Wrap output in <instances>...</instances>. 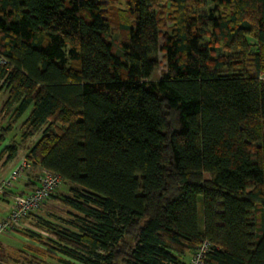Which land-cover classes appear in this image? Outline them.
Masks as SVG:
<instances>
[{"label":"trees","instance_id":"trees-1","mask_svg":"<svg viewBox=\"0 0 264 264\" xmlns=\"http://www.w3.org/2000/svg\"><path fill=\"white\" fill-rule=\"evenodd\" d=\"M111 1L0 0V156L23 150L33 178L60 176L69 195L58 187L47 200L76 213L72 230L41 222L61 257L49 258L186 264L208 241L205 264H264L251 218L264 207V0H172L162 47L157 8L168 0H127L120 56L106 39ZM210 36L244 61L215 57ZM161 49L167 71L152 82Z\"/></svg>","mask_w":264,"mask_h":264},{"label":"rangeland","instance_id":"rangeland-1","mask_svg":"<svg viewBox=\"0 0 264 264\" xmlns=\"http://www.w3.org/2000/svg\"><path fill=\"white\" fill-rule=\"evenodd\" d=\"M172 3H173L172 0H168L164 2L163 4H160L159 7L157 8L159 15H160V20H161L160 41H159L160 47H162L163 45L164 34L170 32L173 26V20L175 18V15H177V12L175 11V6ZM126 4H127V0H112L110 8H109L110 32L106 36V39L112 44L113 52L119 56L121 55L120 45L126 38L125 32L121 31L120 29V25L121 23H123L122 22L123 14H125V17L127 18V20L129 21L132 20V18L129 17V14H128L129 10ZM210 8H212V5H209L208 7H204V8H199V9L195 8L193 9V12H196L197 15L199 14L202 15L205 12H208ZM246 41H247V44L250 45L251 51L256 52L257 42L255 41V39H253L252 37H247ZM205 42L208 43L210 46L213 44L212 51L215 57L227 58L233 64H239L237 62L244 61V55L235 46H232L231 48H225L222 45L223 43H219V42L214 43L212 36L206 37ZM164 56H165L164 51H162V49L159 50L157 54L158 66L153 72L149 81H152V82L158 81L166 73L167 65H166ZM249 60L250 59H248L247 62H249ZM5 98H6V92L3 90L0 92V110L2 109V105L5 101ZM28 112L29 111H27L25 115L21 118V120L17 124L14 125L15 128H18V126L22 123V121L28 115ZM5 116L9 117L8 114H6ZM5 116H3L2 113H0V117L7 119L8 117H5ZM4 121H5L4 119L3 121L0 120V125L3 124ZM263 127H264V124H263ZM45 128H46V125H44L41 128V130L27 143V145H30L33 142H35L41 136L42 130ZM59 128L60 127L57 124L52 128L51 131L56 132L57 130H59ZM19 154L21 156H25V152L23 150ZM67 190H68L67 186H64L61 184L59 188L57 189L55 195H58V194L59 195L60 194L69 195ZM8 202L10 201L7 200V202H5L0 199V219L7 210ZM263 208L264 207L258 205L255 211L252 213V217H251L257 226V230L259 231L262 229L264 230V226H263L264 209ZM38 211L41 212L43 219L39 221H37L38 219L36 220V219H33L32 217L25 219L24 221H22V226H20L18 230L16 231V232H19L18 233L19 235L15 233L14 234H11V233L0 234V243L3 245V248L5 249L4 250L5 252H2V251L0 252V264H18L17 261L21 260L23 256H27L28 258H30V256H35L41 260H44L48 264H60L56 260L49 258V254H52L56 258H61V257L59 253L55 251V249H52L56 245L52 244V242L48 240V238L52 239V236L50 235V232L45 230L41 222L47 221V222H50L52 225L59 226L61 228L70 229L69 226L65 224V222L73 220V216L76 215V213L70 209L63 207L57 201H54V200L45 201L41 205ZM198 213H199L200 223L202 224V211H201L200 201L198 203ZM27 225H28V228L26 229L24 226H27ZM3 258L6 261L5 260L2 261ZM189 258H190V254L187 256V259L185 260L186 264L188 263Z\"/></svg>","mask_w":264,"mask_h":264},{"label":"built area","instance_id":"built-area-1","mask_svg":"<svg viewBox=\"0 0 264 264\" xmlns=\"http://www.w3.org/2000/svg\"><path fill=\"white\" fill-rule=\"evenodd\" d=\"M5 64V60L0 56V65ZM30 169L25 156L20 157L19 164L6 177H0V196L12 188L22 175ZM38 186L30 193L22 196L11 197L8 215L0 221V234L11 233L22 226V221L29 218L39 210L41 205L49 198L61 184V178L53 172L41 169L38 176ZM211 248L208 241L203 243L193 252L187 264H205V255Z\"/></svg>","mask_w":264,"mask_h":264},{"label":"crops","instance_id":"crops-1","mask_svg":"<svg viewBox=\"0 0 264 264\" xmlns=\"http://www.w3.org/2000/svg\"><path fill=\"white\" fill-rule=\"evenodd\" d=\"M8 145V141H4L3 143L0 144V154L2 152V150ZM22 150H18L17 154L15 155V157L9 161L8 163L4 164V157L0 158V177H6L9 175V173L19 164L20 162V157H22L19 153ZM34 174L32 173V170L29 169L27 172H25L22 177L18 180V182L8 190V194L6 195V197L0 196V199L2 201L7 202L10 201V197L12 194H28L30 193L32 190H34L37 185H38V180L37 177L33 178ZM10 202H8V207L6 212L4 213V215L1 217L0 221L5 218L8 213H9V206ZM41 211V210H40ZM40 211H37L36 213L33 214L32 217H38V218H42V214ZM26 229L28 228L27 226H24Z\"/></svg>","mask_w":264,"mask_h":264}]
</instances>
